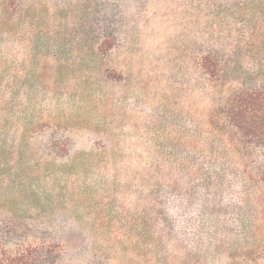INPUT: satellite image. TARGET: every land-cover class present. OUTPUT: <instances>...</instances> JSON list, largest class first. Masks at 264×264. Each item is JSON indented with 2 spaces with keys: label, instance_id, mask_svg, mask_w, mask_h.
I'll return each instance as SVG.
<instances>
[{
  "label": "rangeland",
  "instance_id": "374dc122",
  "mask_svg": "<svg viewBox=\"0 0 264 264\" xmlns=\"http://www.w3.org/2000/svg\"><path fill=\"white\" fill-rule=\"evenodd\" d=\"M257 30L264 0H0V264H264L226 115Z\"/></svg>",
  "mask_w": 264,
  "mask_h": 264
},
{
  "label": "trees",
  "instance_id": "16d2710c",
  "mask_svg": "<svg viewBox=\"0 0 264 264\" xmlns=\"http://www.w3.org/2000/svg\"><path fill=\"white\" fill-rule=\"evenodd\" d=\"M256 36L261 38L264 48V32L257 30ZM204 69L214 74L215 62L209 57L202 61ZM229 124L252 139L250 143L264 147V91H242L233 97L226 111Z\"/></svg>",
  "mask_w": 264,
  "mask_h": 264
}]
</instances>
